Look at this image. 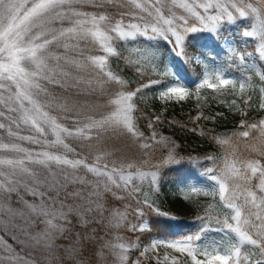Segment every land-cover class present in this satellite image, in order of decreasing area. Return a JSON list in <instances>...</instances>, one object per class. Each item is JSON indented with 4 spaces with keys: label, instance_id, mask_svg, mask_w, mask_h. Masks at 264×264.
Wrapping results in <instances>:
<instances>
[{
    "label": "snow or ice",
    "instance_id": "obj_1",
    "mask_svg": "<svg viewBox=\"0 0 264 264\" xmlns=\"http://www.w3.org/2000/svg\"><path fill=\"white\" fill-rule=\"evenodd\" d=\"M242 18H249L251 23L240 35L255 40L254 51L238 50L233 39L222 35L224 23L235 24L242 22ZM202 31L224 40L229 53L227 66H214L201 55L188 51L190 34ZM138 37L171 42L175 56L200 71L197 92L202 88L235 87V80L225 78L233 66L253 72L264 83V68L248 62L254 55L264 62V0H0V130L6 133L0 136V227L7 228L18 216L30 223L43 224V229L29 235L28 240L49 252L57 247L58 236H68L69 247L65 251L74 264H83L75 258L82 248L93 243V238L83 233L71 236L75 224L87 226L99 217L100 222L107 219L113 230L148 231L143 218L150 212L162 214L152 198L160 191L159 167L177 162L174 152L169 150L160 165L152 166L154 171H141L132 163L117 166L113 162L109 168L107 163L102 166L98 163L100 156L96 157L97 162H89L87 155L65 142L71 138L81 142L82 150L99 151L96 142L109 129L143 137L133 122L132 100L144 88L161 81L150 79L133 90L128 79L112 70L109 57H119L142 76L158 73L167 77L172 73L155 45L133 47L128 56L117 51L118 41L131 42ZM97 51L104 54H93ZM50 85L65 91L54 94ZM245 86L240 83V90ZM110 88L117 89L116 98L109 100L115 107L98 114L100 105L89 103L87 97L111 95ZM72 92L86 94L84 102L74 99L69 94ZM259 92L262 98L259 107L264 109V87ZM159 95L167 100H183L189 92L175 85L166 87ZM244 127L246 130L232 135L249 137L251 133L252 140L261 146L258 154L264 157V119ZM50 136L54 139H49ZM213 139L225 146L226 153L222 168L206 170L208 174L219 173L209 176L217 187L211 190L190 187L185 199L192 194L214 198L218 195L223 207L231 210L230 217L225 214L223 227L216 229L225 231L226 238L202 244L204 234L213 229L207 216L197 217L202 227L196 233L153 241L132 260L130 252L139 250V243L117 235L115 242L103 245L115 257V264H144L141 258L160 248L171 251L162 260L157 255L156 264L169 261L180 264L172 252L189 258L183 264H252V249L261 257L254 264H264V164L260 160H240L232 137ZM158 142L172 143L165 137ZM25 143L39 148L25 147ZM251 146L257 151L255 145ZM58 148L63 152L52 151ZM134 168V172L125 174V169ZM88 173L96 179H87ZM134 176L149 180L147 191L134 182ZM114 188L126 193L116 196L117 200L130 199L123 205V211L106 207V203H111L107 194L116 195ZM22 193L38 202H29ZM13 196L22 208L13 207ZM130 216L139 218L140 223H131ZM13 238L18 240L15 235ZM0 246L7 259H20L3 236Z\"/></svg>",
    "mask_w": 264,
    "mask_h": 264
},
{
    "label": "rangeland",
    "instance_id": "obj_2",
    "mask_svg": "<svg viewBox=\"0 0 264 264\" xmlns=\"http://www.w3.org/2000/svg\"><path fill=\"white\" fill-rule=\"evenodd\" d=\"M251 2V0H250ZM85 10H92L90 8H86ZM139 12V10H136ZM178 12H181L182 10L177 9ZM125 23H127V19L125 20ZM251 21L249 18H242V22L238 21L235 24H227L224 23L223 29H222V35L230 37L235 41V46L238 48V50H244L247 51H254L255 47V40L252 38H245L240 35L241 31L247 30L249 28ZM206 35V41L204 43L203 52L197 53V55H201L202 59H205L206 62L212 64V65H225L227 66L228 63H230L227 59L229 53L227 51V48L224 46V40L218 39L215 34L208 32V31H202ZM219 40V46L216 48L214 45V40ZM155 41H149L146 39V37H138L135 41L127 42V41H118V47H122L127 51V56L129 55V51L131 48H144L147 46L154 45ZM171 43V42H170ZM161 59L164 60V54L162 51L158 48ZM93 54L102 55L104 54L101 51L94 52ZM112 57H109V64L113 71H119V69L116 68V64L113 63ZM179 60L182 62L183 58L178 57ZM166 59V58H165ZM249 63L255 62L259 64L262 68H264V62H261L258 60V55H254L252 58L249 59ZM238 63V62H237ZM165 64H167L165 62ZM168 65V64H167ZM171 73H174V70ZM158 74V73H154ZM159 75V74H158ZM160 78H169V81L166 82L160 89L157 90V92L153 95L151 93H147L142 90L141 93H139L136 97H133L132 102L135 104L134 99L140 100L144 102L145 104H150L152 107L160 109V111L165 112L170 109L179 108L180 110H186V108L191 106H201V107H210L213 100L218 97V99H221L222 101H229L231 100V103L234 105H237L236 99L239 97L245 96L246 94L249 95V100L251 99L254 101L258 107L259 110H263L261 116L258 118V120L254 123H258L259 120L264 119V109L259 107V104L262 102L261 94L259 92L260 87H264V83H262L259 80V77L256 76L251 71H242L239 68L233 66L231 69H229L225 73V78L233 79L236 81V86L233 87L232 85L226 86L223 89L214 90V89H208V88H202L199 89L197 92V86L200 83V79L196 83V87L192 90L187 89L184 84L178 80V79H172V75L170 76H163L160 75ZM248 77L253 78V83L251 86L247 85L246 80ZM245 83V89L243 91L240 90L239 84ZM179 85L184 88H186L189 92V95L185 97L183 100H167L164 98H161L159 93L163 90H165L168 86H175ZM139 87V86H138ZM50 90L54 94H59L64 92L65 90L60 89L59 86L56 85H50ZM111 95H105V96H91L89 95L87 97L89 103H96L100 105V107L96 110L97 113H107L110 110L114 109V105L109 104L110 99H115V92L117 91L116 88H110ZM72 95L74 99H79L81 102H84L85 95H77L75 92L69 93ZM77 96V97H76ZM55 114V113H53ZM243 125L241 131L246 130V127ZM22 134H28L27 132H24ZM0 136H6V133H3L2 130H0ZM129 137L132 141H134L136 144L135 146H132V148L121 150L120 147V141L122 138L119 137ZM165 137V136H161ZM156 138L154 144L153 143H145L142 141H136L138 137H134L131 134H125L120 133L118 131H113L112 129H109L107 133H104L103 138L96 142L97 147L99 151H97L96 148L93 149H81L80 148V141L73 140L71 138L67 139L65 142L69 143L72 147H75L77 149V152H82V154L87 155L89 158V162H97L96 157L100 156L101 159L98 161V163L102 166L103 164L107 163L109 168L113 166V162L119 166L121 163L128 164L132 163L135 165L136 168L140 169L141 171H154L156 170L153 168V165H160L162 158H166L169 150H172L175 155V149H176V143L171 140L168 137V140H170L172 143L169 145H165L164 143H159L160 138ZM252 134L250 133L249 137H240L241 139H248V145L246 149L250 151L251 153H257L260 149V145L257 144L255 141L252 140ZM119 140L117 143L114 144L115 147H113L111 143V139ZM49 139H54V137H49ZM4 142H8L5 140ZM87 143V142H85ZM122 144V143H121ZM142 144H148V148L141 147ZM251 145H255L257 148V151H253V148ZM25 147L30 148H39V146L36 145H30L25 143ZM132 150V151H131ZM52 151L57 152H63L62 148L58 149H52ZM5 155H11L10 153H4ZM71 156V154H69ZM236 156L240 160H258L252 156L244 157L242 154H236ZM224 156H221L219 158H215L211 162L202 164L201 166H198L197 163L193 162V165L191 168L188 167L189 170H186L184 172V175H189V173H192V177L185 180L183 178V182L178 183L177 185L173 187H161V184L159 182V174L160 169L165 166L162 165L159 167L158 171V187L160 191L156 193L152 198L156 201V207L159 208V213H162L161 215L163 217H167L170 219H186L184 222V233L183 235L176 237V238H158L154 239L150 242L145 243L143 246H141L139 251H142L145 247H148L153 241L157 240H172L181 238L186 235H190L193 233H196L201 227L202 223L197 217H203L207 216L211 225V228L213 229L210 232H207L204 234V237L202 238V244H211L212 241H221L222 238H226V232L225 231H217L216 229L222 228V221L225 218V214H229L231 210L225 209L222 205V203L219 200V196L217 195L215 198L212 195H196L192 194L190 199H185V196L187 195V190L190 187H200L206 190H211L212 188L217 187L214 181H212L209 176L211 174H219L218 172H213L211 174L206 173V170L208 168L213 169H219L223 167L224 162ZM176 160H179L180 157H176ZM147 161L148 163H144ZM262 164V163H261ZM168 165V164H166ZM239 166V164L237 165ZM135 171L134 169H125V174L127 172ZM81 174H84L83 171H81ZM87 179L95 180L96 177L88 173L86 176ZM134 182L141 186L145 191H147L149 186V180H141L138 176L133 177ZM150 179V178H149ZM255 183V180L253 181ZM114 192L116 193L115 196H113L111 193L107 194V199L111 201L110 205L106 203V207H111L115 209H120L123 211V205L130 202V199L126 198L123 201L117 200L116 196H126L125 192H122L118 189L114 188ZM23 194V193H22ZM24 199L28 200L29 202H38V200L34 201V198L30 195L23 194ZM133 202V207H134ZM211 206V207H210ZM13 207L16 208H22V204L19 202V200L13 196ZM105 217L108 216V213L106 212ZM148 215V214H147ZM145 216L143 218L144 221L148 224V216ZM188 217V218H185ZM131 223L133 224H139L140 220L139 218L133 219L130 216ZM217 220H220L221 223H216ZM231 222V221H230ZM187 225V226H186ZM44 225L41 223H30L27 218L24 217H15L12 219L11 223L7 228L0 227V236L4 237V240L12 245L15 255L19 256L20 259H7V254L3 251L2 246H0V264H74L73 261H70L67 253L65 251L66 248L69 247V237L68 236H58L56 244L57 247L53 249L51 252L48 250L36 246L34 242H31L28 240L29 235H35L36 232H39L41 229H43ZM83 233L86 236H91L93 238V243L89 245L87 248H82L80 250L81 254L78 255L75 259L77 261L82 260L83 264H115V257L109 252L107 248H104L103 245L108 241L115 242V237L117 235L129 238L133 241H137V236L140 233L137 231L136 233L130 232L127 228L119 229V230H113L111 226L108 224L107 219L104 222H100L99 217H97L96 220L92 221L89 225L84 226L80 224H75V227L71 230V236H77L78 234ZM18 238L14 239L13 236ZM138 242V241H137ZM248 248H251V246H245ZM139 251L132 250L130 252V257L132 260H135L139 257ZM171 250L167 249H157L155 253L149 252L146 257H143L141 259L144 260V264H156V256L159 255L160 259H163V256L166 252H170ZM171 255H174L179 258L180 264H183L184 260L189 259L186 255H181L179 253L172 252ZM203 258V257H198ZM252 264H254L255 260L261 259L259 256L257 250L252 249ZM165 264H170L169 262H165Z\"/></svg>",
    "mask_w": 264,
    "mask_h": 264
},
{
    "label": "trees",
    "instance_id": "obj_3",
    "mask_svg": "<svg viewBox=\"0 0 264 264\" xmlns=\"http://www.w3.org/2000/svg\"><path fill=\"white\" fill-rule=\"evenodd\" d=\"M206 38L203 32L190 34L188 51L190 53L194 51L196 54L203 52ZM154 43L164 54V63L166 62L170 69L174 70L172 79L180 80L189 90L194 89L201 77L200 71L185 63L184 60L181 62L172 51V43L164 41H155ZM218 44L219 40L216 41L215 39L214 45L216 48L219 46ZM117 51L127 56V51L124 48L118 47ZM112 61L116 64V68L119 69L118 72H115L128 79L130 81L129 86L133 90L141 84L149 83L150 79H158L161 81L160 84L144 88V91L154 95L158 89L169 81V78L163 79L160 78V75L154 73H151L150 76H142L139 73H135L124 60L117 56H113ZM245 83L250 86L254 85L253 78L251 77L250 81L247 79ZM248 97L249 95L246 94L236 99L237 105L231 103V100L224 102L217 97L213 100L210 107L191 106L186 108V110L175 108L165 112L154 108L155 106L152 107L150 104H145L139 99H134L133 122L138 130L144 134L142 138L138 137L136 141L154 144L156 138L165 136L176 143L175 156L180 157V159L176 163H170L160 169L159 182L162 188L173 187L191 178L192 173L186 176L184 172L189 170L188 167H192L193 162L201 166L212 161L207 159V157L219 158L224 156L226 154L225 146L219 145L213 137H232L231 143L236 145V154H242L244 157L252 156L264 164V157L257 153H251L246 149L248 143L246 144L245 142L250 140L237 138L232 135L240 132L243 125L256 122L263 112ZM157 117L159 119H156ZM154 134L155 139H153ZM119 138H122L120 141L122 143H120L121 150L132 148L136 144L129 137L122 136ZM118 140V138L111 139L113 147H115L114 144ZM147 216L148 231L140 232L137 236L140 248L154 239L176 238L184 233V224H186L184 221L186 219H170L156 212H150Z\"/></svg>",
    "mask_w": 264,
    "mask_h": 264
}]
</instances>
